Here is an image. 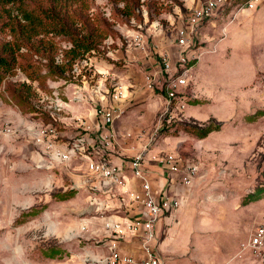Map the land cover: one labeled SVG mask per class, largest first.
Returning a JSON list of instances; mask_svg holds the SVG:
<instances>
[{"label": "rangeland", "instance_id": "rangeland-1", "mask_svg": "<svg viewBox=\"0 0 264 264\" xmlns=\"http://www.w3.org/2000/svg\"><path fill=\"white\" fill-rule=\"evenodd\" d=\"M204 1L27 0L0 6V45L19 46L16 67L0 84V264H91L110 255L103 222L112 221L118 203L127 200L112 186H88L95 181L86 162L102 156L93 135L75 125L83 118L72 109L109 107L118 86L123 112L114 127L122 148L103 159L125 168L130 156L144 151L150 170L153 156L173 150L182 170L197 168L190 185L173 175L166 189L180 203L179 235L202 224L179 264H264V238L259 246L248 244L264 218V0L240 13L243 20L229 26L218 52L204 54L201 67L190 71L177 100L183 108L175 102L167 107L158 90L145 89L146 76L161 70L163 59L174 61L177 30ZM244 1H226L212 17L217 33L201 46L221 40L220 28ZM26 12L67 35L22 32ZM72 38L92 39L95 47L72 58ZM53 64H63V72ZM54 95L70 109H50L46 98ZM51 123L57 144L72 153L67 163L49 160L33 143L34 129ZM217 126L206 137L200 131ZM127 132L132 138H125ZM219 247L227 253L220 255Z\"/></svg>", "mask_w": 264, "mask_h": 264}, {"label": "built area", "instance_id": "built-area-1", "mask_svg": "<svg viewBox=\"0 0 264 264\" xmlns=\"http://www.w3.org/2000/svg\"><path fill=\"white\" fill-rule=\"evenodd\" d=\"M226 1L205 0L199 6L193 8L185 18L184 24L177 30L174 45L176 50L174 61L171 62L170 60L163 59L160 63L161 70L155 71L151 77L146 76V91L153 92L158 90L167 107L171 106L174 102L180 108L184 107L177 100L184 95L191 67L199 60L203 53L215 51L214 45L205 48L201 44H196L197 30L204 21L212 18L220 8L224 7ZM261 1L245 0L239 6L236 13L243 10L254 11ZM122 97L123 87L118 86L111 96L113 104L109 107L99 106L95 111L97 122L94 126L79 117L74 121L75 125L87 133L88 136L93 135L102 156L98 161L87 160L86 162L85 169L88 177L96 182H91L88 186L93 191H101V184L112 186L118 191L120 196H124L128 203L139 205L143 209L142 215L123 219V221L105 222V232L117 240L122 239L126 235L139 237L143 258L137 260L130 255L122 254L117 248V240H113L110 242V255L103 260L90 259V263L164 264L156 250V225L161 217L170 214L178 208L180 204L178 199L167 195L165 192L152 189L147 179L148 163L146 162L144 151L130 156L127 163H125V168L111 164L103 159L104 157H109L110 153L118 145V136L114 129V123L123 112L119 105ZM46 99H50V109L55 111L59 112L61 109L69 107L67 103L62 102L56 95L50 98L47 97ZM5 132L9 134L11 128H6ZM32 138L34 145L39 147L49 160L67 163L71 159L72 153L64 150L57 144L58 134L52 124L37 126L32 133ZM125 138H132L131 133H125ZM151 161L155 167L166 175H179V182L183 186L190 185L197 173L195 165H189L182 170L173 150L165 151L162 155L153 156ZM126 170L130 174L129 177L125 173ZM131 180L140 183L139 190L129 188L128 185ZM263 238L264 218L263 222L251 236L248 244L251 247L259 246Z\"/></svg>", "mask_w": 264, "mask_h": 264}, {"label": "crops", "instance_id": "crops-1", "mask_svg": "<svg viewBox=\"0 0 264 264\" xmlns=\"http://www.w3.org/2000/svg\"><path fill=\"white\" fill-rule=\"evenodd\" d=\"M260 4L258 6H260ZM244 11H246V10L240 11L238 13H234V15L236 14L235 17H231L232 19L230 18L226 21L223 28H220V30L222 31V37H220L221 40L219 39L218 41L211 42L207 46H205V48H207V47L214 45L215 51L210 52V53H203L200 56L199 60L195 63V65H193L191 67L190 71L194 68L196 69L198 67L199 68L201 67V63H200L201 57L204 54L211 55V54H215L218 52V46L220 47L223 43L222 41H224V39L227 38V32H228L227 29L229 31H231L230 30L231 27H229V26L231 24H233L235 20H238L239 23L243 20V17H242L243 14H240V13H242ZM246 12H252V11H246ZM214 26H216V24L214 22V18H210V19L204 21L197 30L195 42L197 44H203L205 41L209 42V39H208L209 33L210 34L212 33V35L217 33V32H215ZM190 71H189V73H190ZM184 92H185V90H184ZM159 96L162 98V96L160 94H159ZM69 109H70V105H69ZM72 110L74 111L73 115H75V116L80 115L87 123H89L93 126L96 124L97 120H96V116H95V111L92 110V111H87L88 113L87 112L84 113V111L81 109H78V110L72 109ZM114 129L116 131L117 136L119 137V132L116 130V127H114ZM212 132H215V131H212ZM212 132L208 133L206 136H209ZM121 141L122 140H120V139H118V141H117V144H118L117 148L118 149L122 148V145H121L122 142ZM80 150H82V147L79 148V151ZM147 171H148L147 179H148L152 189L157 190L159 192L168 193V191L166 189L168 188V186H171V184H169V182H170V177H172L173 175L168 176L165 173L161 172V170H159L155 166H154V168H150V170L148 169V166H147ZM174 175L177 177V180L179 182L178 175H176V174H174ZM172 180H173V178H172ZM171 183L173 184V181ZM128 186L131 189L139 190L140 183L138 181L131 180L129 182ZM121 197L124 198V196H121ZM128 205H129V203L127 201L123 205L121 203H118L119 211L118 212L115 211V213L113 214L112 219H111L112 222L123 221V219H129V218L136 217L138 215H142L143 209L139 205H135V204H131L130 206H128ZM179 209H180V204H179L178 208L175 211H173L174 214L170 215L172 213L171 212L170 214H166L165 216L161 217L159 219L157 225H156V234L158 237V240L156 243V250H157L158 255L162 258L164 264H179L180 263L179 259L186 257L188 252H189L187 240L188 239L190 240L191 238L194 237V236L191 237V233L192 234H197V233L201 234L202 233V224L196 223L194 226L195 230H193L191 233H189L187 237H186V235H179L178 228H177L178 225H180V218L178 217ZM118 213L122 214V216L118 215ZM172 218H174L175 220H173ZM107 221H105V222H107ZM105 222H103V223H105ZM165 230L168 231L169 235H167L163 238V232ZM103 233L106 236L107 243L109 245L110 242H112V241L109 239V234L107 232H105L104 227H103ZM176 233H178V235ZM110 237H112V236H110ZM123 239H124L123 241H122V239L117 240L118 250L121 253L130 255L137 260L142 259L143 254H142V251L140 248V241H141L140 238L135 236V237H130L128 240L126 239V237H123ZM125 241H127V242H125ZM126 243H128L129 245ZM238 247H240L239 243L237 244V250H238ZM241 247H244V245H242ZM219 249H222V248L219 247ZM227 251L228 250H226L224 248L221 250V252H220L221 254L220 253H218V254L222 255V254L227 253Z\"/></svg>", "mask_w": 264, "mask_h": 264}, {"label": "trees", "instance_id": "trees-1", "mask_svg": "<svg viewBox=\"0 0 264 264\" xmlns=\"http://www.w3.org/2000/svg\"><path fill=\"white\" fill-rule=\"evenodd\" d=\"M24 1L27 0H0V6L3 5H9V4H15V3H23ZM54 3H75L77 1H81V0H50ZM44 13V17L45 18H51L50 13L51 11H46L42 12ZM23 19L27 21V25H23L21 26L20 30L26 31L27 33H33V34H38L37 28L41 29L40 31H44V32H58L60 34H66L67 32L62 31V30H54V29H47L45 26V23L41 22V20L36 17L32 12H26L23 16ZM20 25V24H19ZM62 29V28H61ZM91 38V35H90ZM71 48L68 50V53L71 54L72 58H75L77 56H79L82 53H88L90 51H92L95 47V41H93L92 39H84V38H80V39H76V38H72L71 39ZM19 46L17 44V42H6L0 45V84L2 83V81L4 80L6 75H9L16 67L17 64V55L16 52L18 50ZM58 61V60H56ZM54 63V62H53ZM58 63V62H56ZM53 66L55 67L54 69L59 70L60 72H63V64L60 67L59 65L53 64ZM60 67V68H59ZM52 124V123H51ZM54 126V124H52ZM219 127H214V128H209V127H205L203 129H201L200 131H202L201 133L203 134V136H206L208 133L217 130Z\"/></svg>", "mask_w": 264, "mask_h": 264}]
</instances>
